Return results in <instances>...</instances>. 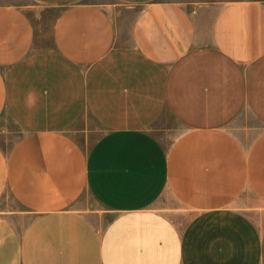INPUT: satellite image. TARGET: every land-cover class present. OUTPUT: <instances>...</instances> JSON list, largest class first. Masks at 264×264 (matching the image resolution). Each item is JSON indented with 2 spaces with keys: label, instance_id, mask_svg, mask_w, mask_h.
Instances as JSON below:
<instances>
[{
  "label": "crops",
  "instance_id": "crops-1",
  "mask_svg": "<svg viewBox=\"0 0 264 264\" xmlns=\"http://www.w3.org/2000/svg\"><path fill=\"white\" fill-rule=\"evenodd\" d=\"M4 113L0 264H264V2L0 0Z\"/></svg>",
  "mask_w": 264,
  "mask_h": 264
},
{
  "label": "rangeland",
  "instance_id": "rangeland-1",
  "mask_svg": "<svg viewBox=\"0 0 264 264\" xmlns=\"http://www.w3.org/2000/svg\"><path fill=\"white\" fill-rule=\"evenodd\" d=\"M185 1L193 2V1H206V0H185ZM221 1H229V0H221ZM257 1L264 2V0H257ZM133 12H134L133 10L125 9L117 16L116 22L118 25V38H119L117 43H120L119 41H121V37L124 39H128V37L130 36ZM239 125L254 126L255 128H257V130L261 128V124L258 123V120L253 119L251 117H248L246 121L239 122ZM149 128L152 132L156 133L164 141L168 140L167 141L168 144L172 142V137H168V139H166L167 136L165 138V130L175 129L174 131L177 132V129H179L177 120H174L167 113L164 114L161 118L154 121ZM69 132L78 140L82 142L86 141L88 145H91L98 138V136H100L104 132V127L98 122L93 121L92 118L88 116V117H81L76 123L70 126ZM21 135H22V130L20 126H18L15 122H13V120L8 116V114L4 113L0 118V144L6 148H10ZM84 204L87 210H90L91 212H95L96 210L100 209L99 206L94 201V199L88 194L87 195L85 194L84 196ZM95 214L97 216L99 212L96 211ZM105 219H107V215L103 217L104 221Z\"/></svg>",
  "mask_w": 264,
  "mask_h": 264
}]
</instances>
